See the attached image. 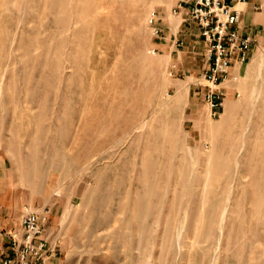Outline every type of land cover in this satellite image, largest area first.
<instances>
[{"label": "rangeland", "instance_id": "1", "mask_svg": "<svg viewBox=\"0 0 264 264\" xmlns=\"http://www.w3.org/2000/svg\"><path fill=\"white\" fill-rule=\"evenodd\" d=\"M172 5L0 0V248L30 205L39 264H264V1L216 110Z\"/></svg>", "mask_w": 264, "mask_h": 264}, {"label": "built area", "instance_id": "2", "mask_svg": "<svg viewBox=\"0 0 264 264\" xmlns=\"http://www.w3.org/2000/svg\"><path fill=\"white\" fill-rule=\"evenodd\" d=\"M246 0H180L172 9V15L182 16L185 22L194 24L200 36L208 44L203 78L207 82L203 91L209 109L223 105L224 91L218 88L227 78L229 69L249 60L257 45L256 34L242 32L241 10ZM258 0L254 9L262 7ZM241 5V6H240ZM157 11L150 12L148 24L155 35L160 33L156 25ZM48 210L22 207L19 227L4 232L5 246L0 248V264H39L44 261L49 246L44 238Z\"/></svg>", "mask_w": 264, "mask_h": 264}, {"label": "crops", "instance_id": "3", "mask_svg": "<svg viewBox=\"0 0 264 264\" xmlns=\"http://www.w3.org/2000/svg\"><path fill=\"white\" fill-rule=\"evenodd\" d=\"M180 0H171L172 2V8L176 7L179 4ZM258 0H246L242 5L241 10V19H240V28L242 32H255L254 30L257 28L256 25V11H254V4H256ZM175 16V15H173ZM178 16V15H176ZM186 24H189L190 27H187ZM157 27L160 29L159 35L162 36L165 34L164 38L166 45L168 44L169 50L172 51L175 48V37L177 35L176 32H180L179 35H184L186 38L193 33L194 30L198 31V28H196L195 25H192L190 22L182 23L180 26H177L175 31L173 32H164L161 23L159 22V19L156 21ZM180 30V31H179ZM199 33V31H198ZM234 68V67H233Z\"/></svg>", "mask_w": 264, "mask_h": 264}, {"label": "bare ground", "instance_id": "4", "mask_svg": "<svg viewBox=\"0 0 264 264\" xmlns=\"http://www.w3.org/2000/svg\"><path fill=\"white\" fill-rule=\"evenodd\" d=\"M241 6V5H240Z\"/></svg>", "mask_w": 264, "mask_h": 264}]
</instances>
